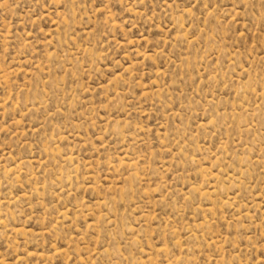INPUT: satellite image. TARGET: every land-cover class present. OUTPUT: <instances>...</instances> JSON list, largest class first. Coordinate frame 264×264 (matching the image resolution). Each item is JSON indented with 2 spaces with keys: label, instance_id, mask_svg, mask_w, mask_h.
Returning <instances> with one entry per match:
<instances>
[{
  "label": "rangeland",
  "instance_id": "1",
  "mask_svg": "<svg viewBox=\"0 0 264 264\" xmlns=\"http://www.w3.org/2000/svg\"><path fill=\"white\" fill-rule=\"evenodd\" d=\"M0 264H264V0H0Z\"/></svg>",
  "mask_w": 264,
  "mask_h": 264
}]
</instances>
